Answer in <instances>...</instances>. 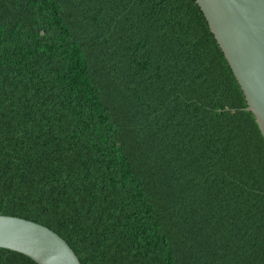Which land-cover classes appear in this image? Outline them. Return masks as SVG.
<instances>
[{
	"label": "trees",
	"instance_id": "obj_1",
	"mask_svg": "<svg viewBox=\"0 0 264 264\" xmlns=\"http://www.w3.org/2000/svg\"><path fill=\"white\" fill-rule=\"evenodd\" d=\"M245 108L195 0H0V215L81 264H264Z\"/></svg>",
	"mask_w": 264,
	"mask_h": 264
},
{
	"label": "water",
	"instance_id": "obj_2",
	"mask_svg": "<svg viewBox=\"0 0 264 264\" xmlns=\"http://www.w3.org/2000/svg\"><path fill=\"white\" fill-rule=\"evenodd\" d=\"M228 62L264 139V0H195ZM0 248L37 264H81L51 229L0 215Z\"/></svg>",
	"mask_w": 264,
	"mask_h": 264
}]
</instances>
